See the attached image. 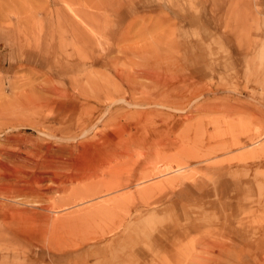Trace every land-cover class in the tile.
Returning <instances> with one entry per match:
<instances>
[{"label": "rangeland", "instance_id": "1", "mask_svg": "<svg viewBox=\"0 0 264 264\" xmlns=\"http://www.w3.org/2000/svg\"><path fill=\"white\" fill-rule=\"evenodd\" d=\"M16 185L0 264H264V0H0Z\"/></svg>", "mask_w": 264, "mask_h": 264}, {"label": "bare ground", "instance_id": "2", "mask_svg": "<svg viewBox=\"0 0 264 264\" xmlns=\"http://www.w3.org/2000/svg\"><path fill=\"white\" fill-rule=\"evenodd\" d=\"M45 174L48 175L47 173H45ZM45 179H46V176L42 175L41 178L37 177V179H35L34 182H35V184H38L39 181H44ZM48 179H49V176H48ZM16 186L18 187V185H16ZM16 188H14V187L6 188L5 187L4 189L3 188L0 189V199H2L3 204H4L2 206V208L0 207V209H3V212H4V210L7 212V214L0 215V217L1 218L4 217L5 221L8 220L7 223H10V222L15 223L16 220H18L20 224L23 223L24 225H26L28 223L38 222L42 225L41 227L44 228L45 230L57 229L58 227H60V225H63V224H61V222H59L57 219L51 217L49 214L42 213V214H40V216H37L34 211L29 212L27 210L18 209L16 207L10 205V203L7 204L8 202H11L12 204L13 203H16V204L19 203L18 200H20V198L22 196H34V197H38V198H41V197L43 198V196H44V194H42V192H40L41 190H35L32 186H30V187H18L17 189ZM43 190H45V189H43ZM93 191H94L93 187L89 186L86 188V192L81 194V195L84 196V198L86 199L87 198L86 196L90 195ZM77 194L78 193H74L70 198L72 199V198H75V196L77 197ZM34 206L38 207V206H41V204L38 202V203H35ZM55 207H56V205H55ZM53 208L50 206L49 207H41V209H43L45 211H49V213L52 211L51 209H53ZM26 233L29 234V237H35V235H36V234H34V232L32 234L31 232L29 233V231L28 232L26 231ZM30 234H31V236H30ZM35 238H37V237H35ZM34 241H35V239H34Z\"/></svg>", "mask_w": 264, "mask_h": 264}]
</instances>
